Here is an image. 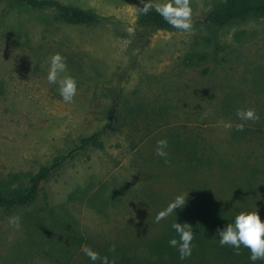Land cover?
Instances as JSON below:
<instances>
[{"label": "rangeland", "instance_id": "rangeland-1", "mask_svg": "<svg viewBox=\"0 0 264 264\" xmlns=\"http://www.w3.org/2000/svg\"><path fill=\"white\" fill-rule=\"evenodd\" d=\"M57 1L113 19L74 25L0 0V186L98 132L101 146L64 162L28 207L0 208V264L143 252L196 203L264 229V17L217 28L199 21L226 0H153L184 28L147 34L136 0ZM188 259L247 264L218 249Z\"/></svg>", "mask_w": 264, "mask_h": 264}, {"label": "trees", "instance_id": "trees-1", "mask_svg": "<svg viewBox=\"0 0 264 264\" xmlns=\"http://www.w3.org/2000/svg\"><path fill=\"white\" fill-rule=\"evenodd\" d=\"M5 1L54 13L62 21L74 25H100L113 19L57 0ZM136 1L139 6L137 23L139 28L146 30L145 33L184 28L178 18L156 7L153 0ZM251 17H264V0H226L215 5L199 22L221 28ZM117 112L118 102L115 99L109 110L111 121ZM101 135L102 132H98L81 139L67 155L58 157L52 165L42 168L35 175H14L11 184L0 186V208L14 211L28 207L36 199L42 184L64 162L89 146H101ZM211 249H218L223 255L244 260L247 264H260L258 261L264 259V229L255 228L240 216L225 214L213 205L196 203L181 210L173 226L149 242L145 251L128 246H106L99 250L96 264H186L188 254Z\"/></svg>", "mask_w": 264, "mask_h": 264}]
</instances>
